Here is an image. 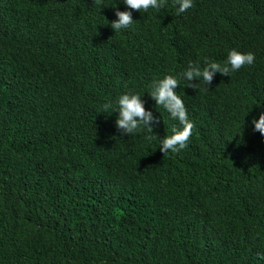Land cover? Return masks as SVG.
I'll return each instance as SVG.
<instances>
[{"label":"trees","instance_id":"16d2710c","mask_svg":"<svg viewBox=\"0 0 264 264\" xmlns=\"http://www.w3.org/2000/svg\"><path fill=\"white\" fill-rule=\"evenodd\" d=\"M113 6L0 0V264H264V0H163L115 31ZM232 48L254 63L183 78ZM165 75L193 127L163 154L181 127L148 94ZM125 92L152 130L102 111Z\"/></svg>","mask_w":264,"mask_h":264},{"label":"clouds","instance_id":"9594fccd","mask_svg":"<svg viewBox=\"0 0 264 264\" xmlns=\"http://www.w3.org/2000/svg\"><path fill=\"white\" fill-rule=\"evenodd\" d=\"M174 2L178 13H184L193 6V0H174ZM123 3L126 5V10L113 6L116 19L110 22V26L114 31L126 29L132 24L134 19L131 10L143 9L147 12L149 8L159 10L163 6V0H123ZM254 60L255 55L251 51L242 52L232 48L227 53V62L224 66L214 61H206L203 67L189 64L182 76L189 82L196 79L201 83L210 84L215 73L229 76L231 72L245 65H252ZM178 85L175 76L165 75L161 79L152 81L151 91L148 93L155 104L162 106L174 119L179 120L181 125V127H173L172 134L160 140L159 149L163 154L169 151L177 153L185 148L193 127L188 120L182 99L176 94L175 89ZM188 86H191V83ZM102 111L109 114L118 113L115 123L116 127L122 130L121 135L137 134L141 128L152 130L151 122L154 119L152 111L145 109L142 95L139 93H122L114 106L110 103L105 104ZM250 123L254 131L264 136V111L259 112L258 116H253Z\"/></svg>","mask_w":264,"mask_h":264}]
</instances>
